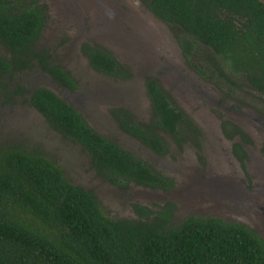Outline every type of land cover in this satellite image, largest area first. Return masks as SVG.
Here are the masks:
<instances>
[{
	"label": "rangeland",
	"instance_id": "rangeland-1",
	"mask_svg": "<svg viewBox=\"0 0 264 264\" xmlns=\"http://www.w3.org/2000/svg\"><path fill=\"white\" fill-rule=\"evenodd\" d=\"M36 5L43 23L33 52L67 72L74 88L61 86L34 57L19 72H0L6 87L0 89V149L16 147L46 158L68 182L91 192L107 218L143 220L137 206L149 210L150 219L170 205V226L189 216L214 217L242 224L264 241V125L258 122L264 124V95L241 75H220L209 62L216 59L203 46L186 57L178 44L179 32L154 16L142 0H36ZM84 46L109 51L125 75L93 69ZM0 59L10 60L1 43ZM149 78L189 117V124L181 123L173 136L159 132L167 144L163 155L119 125V120L152 122ZM19 87L23 90L17 92ZM37 87L71 105L91 129L170 179L171 186L129 182L118 187L108 182L79 144L55 131L30 105L28 93ZM228 122L243 132L242 160L234 152L239 139ZM192 125L196 137L186 129ZM182 134L186 136L179 144Z\"/></svg>",
	"mask_w": 264,
	"mask_h": 264
},
{
	"label": "trees",
	"instance_id": "trees-1",
	"mask_svg": "<svg viewBox=\"0 0 264 264\" xmlns=\"http://www.w3.org/2000/svg\"><path fill=\"white\" fill-rule=\"evenodd\" d=\"M142 2L179 32L178 44L186 57L203 46L216 59L209 62L220 75H241L264 95V2ZM42 23L36 0H0V43L10 54L9 62L0 59V72H19L34 57L61 86L73 89L67 72L33 52ZM83 52L93 69L125 75L109 51L84 46ZM197 72L206 75L203 69ZM2 88L6 87L0 83ZM146 88L156 129L173 136L179 124H189L155 80L149 78ZM28 94L30 105L55 131L79 144L95 171L111 184L171 186L146 162L91 129L75 108L52 91L37 87ZM119 125L154 152L165 151L152 127L124 120ZM234 151L241 152L236 145ZM169 208L150 219L151 212L137 206L143 220L107 218L91 192L68 182L46 158L16 147L0 149V264H264V241L248 227L197 216L170 226Z\"/></svg>",
	"mask_w": 264,
	"mask_h": 264
},
{
	"label": "flooded vegetation",
	"instance_id": "flooded-vegetation-1",
	"mask_svg": "<svg viewBox=\"0 0 264 264\" xmlns=\"http://www.w3.org/2000/svg\"><path fill=\"white\" fill-rule=\"evenodd\" d=\"M183 112V111H182ZM186 115V114H185ZM152 116H153V113H152ZM187 116V115H186ZM187 118L189 119V117L187 116ZM262 120H258V122H259V124L260 125H264L263 124V122H261ZM256 122H257V120H256ZM229 123V122H228ZM226 123L225 125L226 126H230L231 127V129H230V127H229V129H230V132L232 133V134H236L235 136H237L238 137V141L237 142H235V144H234V147H235V145L239 148V150L241 151L240 152V154L244 157V143H243V141L241 140V137L243 136V132H242V130H240L239 128H238V126L237 125H235V124H232V123ZM144 125H148V126H150V127H152L153 128V131H154V133L164 142V140H163V138L160 136V134H159V132H165V133H168V132H166V131H164V130H162V129H156L154 126H153V123L152 122H149V123H146V124H144ZM180 125L181 124H179V131L181 130L180 129ZM189 128H191V133H190V135L191 136H195L196 137V133H194V131H193V129H195V127L192 125L191 127L190 126H188V128H187V126H186V129H189ZM190 130V129H189ZM196 130V129H195ZM257 132V131H256ZM127 133V132H126ZM128 134V133H127ZM169 134V133H168ZM187 134V133H186ZM130 135V134H129ZM171 135V134H170ZM182 135H184V136H182V137H177V141L179 142V144L180 143H182L183 142V140L185 139V138H183V137H185L186 135L185 134H182ZM130 136H132V135H130ZM132 137H134V136H132ZM135 138V137H134ZM137 139V138H136ZM138 140V139H137ZM138 141H140V140H138ZM141 142V141H140ZM164 144H165V151H166V143L164 142ZM145 145V144H144ZM146 146V145H145ZM255 147H256V151H257V135H256V139H255ZM149 148V147H148ZM150 149V148H149ZM151 150V149H150ZM151 151H153V150H151ZM165 151L162 153V154H159V155H163L164 153H165ZM154 152V151H153ZM235 152V151H234ZM154 153H156V152H154ZM156 154H158V153H156ZM240 154L238 153L236 156H237V158H239V159H243V157L242 156H240ZM148 165V164H147ZM163 176V175H162ZM164 177V176H163ZM165 178V177H164ZM166 179H168V178H166ZM169 181H170V179H168ZM163 189V188H162ZM218 219V218H217Z\"/></svg>",
	"mask_w": 264,
	"mask_h": 264
}]
</instances>
